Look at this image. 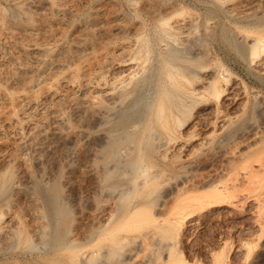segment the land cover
Segmentation results:
<instances>
[{"label": "rangeland", "instance_id": "rangeland-1", "mask_svg": "<svg viewBox=\"0 0 264 264\" xmlns=\"http://www.w3.org/2000/svg\"><path fill=\"white\" fill-rule=\"evenodd\" d=\"M180 15L190 17L188 29H160ZM257 35L264 0H0V264H264V51L257 66L235 45ZM169 63L186 76L187 66L206 67L190 86L208 100L179 127V140L194 134L185 146L192 153L159 156L165 146L153 138L151 168L163 171L151 210L129 215L117 198L132 172L121 154L130 153L128 134L146 120ZM96 72L124 84L86 107L79 79ZM211 76L218 101L199 86ZM99 85L86 93L98 96ZM204 174L225 193L200 186ZM181 180L194 181L196 189L185 182L194 200L169 193ZM162 203L197 207L152 209Z\"/></svg>", "mask_w": 264, "mask_h": 264}, {"label": "bare ground", "instance_id": "bare-ground-1", "mask_svg": "<svg viewBox=\"0 0 264 264\" xmlns=\"http://www.w3.org/2000/svg\"><path fill=\"white\" fill-rule=\"evenodd\" d=\"M252 1V0H251ZM249 3V1H248ZM247 4V3H245ZM243 5V4H242ZM220 6V5H219ZM230 6V5H229ZM241 6V5H240ZM238 9V8H237ZM180 10V9H179ZM182 12V11H181ZM172 13V11H171ZM237 13H241V11L237 12ZM167 14V13H166ZM173 15V14H172ZM171 15V16H172ZM166 16V15H165ZM175 16V15H174ZM161 17V16H160ZM164 17V16H162ZM189 18L188 16H183V15H180L179 17L177 16V18H174L172 19L171 22L162 19L160 20L161 21V30L162 31H166L168 27H170V30L171 28L172 29H176L178 31H181L184 27H187L188 29V26L187 24L189 23ZM191 20V19H190ZM196 20V19H195ZM231 20V19H230ZM159 21V22H160ZM192 21V20H191ZM209 22V21H208ZM191 23V22H190ZM194 23V21H193ZM193 23L191 25H193ZM195 24V23H194ZM190 25V24H189ZM190 25V26H191ZM210 25V24H209ZM208 25V26H209ZM189 26V27H190ZM193 27V26H192ZM194 28V27H193ZM191 29V27H190ZM195 29V28H194ZM161 32V31H160ZM171 33V32H170ZM163 34V33H162ZM226 34V33H225ZM141 35V34H140ZM180 35V34H179ZM178 35V36H179ZM170 36V35H169ZM183 36V34L180 35V37ZM186 36H189V34H185V37ZM230 36V35H229ZM239 36V35H238ZM236 37V36H235ZM138 38V37H137ZM184 38V37H182ZM181 38V40H183ZM188 38V37H187ZM186 38V39H187ZM190 38H191V34H190ZM189 38V39H190ZM240 38V37H239ZM168 39V38H167ZM170 39V38H169ZM185 39V38H184ZM235 39V38H234ZM246 39V38H245ZM248 39V38H247ZM137 40V39H136ZM249 41H247V44L246 45H243V44H240L237 42V48L238 50L246 53L248 56V58H251V61L255 62V64L257 63H260L261 65V62H263L261 60V58H256V56L258 54H260V52H262L263 54V51H264V35H257L255 37H252L250 39H248ZM142 41V40H141ZM186 41V40H184ZM183 41V42H184ZM188 41V39H187ZM186 41V42H187ZM182 42V41H181ZM232 42V41H231ZM174 43V41H173ZM165 44V43H164ZM32 45V44H31ZM166 45V44H165ZM184 47H186L185 45L186 44H183ZM133 46V45H132ZM179 46V45H178ZM31 47V46H30ZM171 47V46H170ZM165 48V47H164ZM168 48V47H166ZM132 49V48H131ZM171 49V48H168V50ZM172 50V49H171ZM35 51V50H34ZM129 51V50H128ZM25 52V51H24ZM175 52V51H174ZM178 52V51H176ZM175 52V53H176ZM30 52H28L29 54ZM139 54V52H138ZM262 54H260L262 56ZM38 55V54H37ZM146 56V55H145ZM264 56V55H263ZM197 57V56H196ZM133 58V56H132ZM169 58H171V55L169 56ZM168 58V59H169ZM264 58V57H263ZM262 58V59H263ZM131 59V58H130ZM179 59V58H178ZM182 60V57L180 58ZM186 59V58H185ZM194 59V57H193ZM134 60L136 61L137 59H133L132 61L134 62ZM184 60V59H183ZM188 60V59H187ZM198 60V59H197ZM145 61V60H144ZM170 61V59L168 60ZM189 62H192L190 60H188ZM138 62V60H137ZM136 62V63H137ZM194 62V61H193ZM196 62V61H195ZM132 63V62H131ZM121 64V63H120ZM129 64V63H128ZM263 65V64H262ZM130 66V65H128ZM187 66V65H186ZM185 66V67H186ZM193 67L190 66H187V72L189 73L188 76H186L184 73H183V69L184 68H180L178 67L177 65L173 64V63H169L167 64V66L164 68L163 70V73H162V79L160 80V83L159 85H157V91L155 93V96H154V99L151 103V105H149V110H148V115H146V120L144 118V123L140 125V128L136 131L134 130L132 133L128 134V138L130 140V144H131V150L127 149V147L125 148V152H127L128 150L130 151L127 152V154H121V156L125 155H129L127 157V159H125L124 163L130 165L132 167V172H130L128 174V168H127V174L124 173L125 175V178L122 180V182H125L127 184L126 188L122 189L119 193H118V197L117 198H121L120 200V204H119V209L122 210L124 213H132V214H129V215H134L133 213L134 212H144V211H147L148 210L150 211L151 210V205H149V198L150 197V193L154 192L153 190H155V186L158 185L156 182V177L158 176L159 178V174L163 171V167L162 169H158L157 170L154 168L153 171L151 167H153V163H152V160H151V152L153 151L154 147V144L152 145L153 146V149H152V146L150 147V145L152 144V142L160 137V140L162 139L163 143L161 141H158V142H161L160 145L162 147L165 146V149L162 150L163 152L159 153L158 155L159 156H166L168 153L167 150H172V155L174 156L173 154V149L174 148L175 150H177L178 152H180L181 150V153H185L184 154V157H186L190 152H186V150L188 149L186 146V143H189L190 141V138L194 136V134H188V137L186 139H181L179 140V135L180 136H183L181 135V131L179 130L180 128L179 127H182L183 123L186 122V119H187V115H190L189 114V109L191 107H193L194 105H197V104H204L206 103V101L208 100L204 94H202L201 92L197 91L196 88L193 86H190L193 82L198 84V81L196 82V80L193 81V78H196L195 74H197L196 72H201L204 71V70H207L205 69L206 67H202V65H193ZM258 66V64H257ZM127 67V66H126ZM263 68V67H262ZM209 70V69H208ZM72 72V71H71ZM70 72V73H71ZM213 72V71H212ZM205 73L207 74V72L205 71ZM204 73V74H205ZM214 73V72H213ZM211 73V74H213ZM91 74V73H90ZM159 74V72H158ZM215 74V73H214ZM57 75V74H56ZM84 75V74H83ZM93 76L96 78L95 80H91L90 79V76H86L84 75L83 77H80L81 79H79V84L81 85V90H82V93L83 95L81 96L80 100L81 102H84V105L86 107L90 106L91 104L94 105V103L96 104V102L98 100H100L99 98H107V97H112V93L114 92L115 88L118 87L119 83H122V80L117 82V83H112V84H109V81L107 80H103V78L101 77V74L100 73H94ZM92 76V77H93ZM195 76V77H194ZM198 76V74H197ZM209 76V75H208ZM159 77V75H158ZM201 77V76H200ZM199 77V78H200ZM75 78V77H74ZM59 79V78H58ZM63 79H66V80H71V75H66L65 74V77H63ZM198 79V78H196ZM216 78H214V76L212 77H206L204 80H202V83L199 84L200 87L204 88L202 89L205 93L207 92L208 94L210 93L211 95H214L211 96L213 98H217L219 95H220V91L218 90V88L216 87L215 85V80ZM56 79L54 78V82H52L53 84L56 82L55 81ZM75 80V79H74ZM103 81V82H99V81ZM111 80V79H110ZM59 81V80H58ZM76 81V80H75ZM127 81V80H125ZM61 82V81H60ZM94 82V83H92ZM201 82V81H200ZM50 83V84H52ZM49 84V85H50ZM100 84L98 88L99 89V94L98 96L96 95H92V94H87L86 92H89V89H92V86L94 85H98ZM108 84V85H106ZM127 84V83H126ZM70 85V84H69ZM68 85V86H69ZM56 86V85H55ZM198 86V85H197ZM196 86V87H197ZM73 88V87H72ZM97 88V89H98ZM94 89H95V86H94ZM118 90H120V88H118ZM46 91V90H45ZM44 91V92H45ZM93 91V90H92ZM117 91V90H116ZM121 92V91H120ZM49 93V92H48ZM47 93V94H48ZM115 93V92H114ZM113 93V94H114ZM50 95V94H49ZM119 95V94H118ZM221 96V95H220ZM219 96V97H220ZM228 96V95H227ZM57 97V96H56ZM218 97V98H219ZM41 98V97H40ZM224 98V97H223ZM60 99V98H59ZM207 99V100H206ZM32 100V99H31ZM79 100V99H78ZM220 100V99H219ZM107 101V99H106ZM110 101V100H108ZM107 101V102H108ZM209 101L211 102V99H209ZM216 101H218L216 99ZM75 102V101H74ZM27 103V102H26ZM32 103V102H31ZM78 103H80L78 101ZM78 103H75V104H78ZM33 104H36L35 102ZM74 104V103H73ZM87 104V105H86ZM31 107V105H30ZM85 107V108H86ZM28 109V108H27ZM95 109V108H94ZM25 110V109H24ZM23 110V111H24ZM93 110V109H92ZM43 112V111H42ZM188 112V114H187ZM22 113V112H21ZM24 113V112H23ZM34 113V112H33ZM41 113V112H40ZM89 113V112H88ZM36 114V113H34ZM211 115V113H210ZM219 115V114H218ZM41 116V115H40ZM196 116V115H195ZM207 116V115H206ZM15 117V116H14ZM25 117V116H24ZM39 117V116H38ZM56 117V116H55ZM200 117V116H199ZM203 117V115H202ZM211 118V117H210ZM227 119L226 115L225 116H222V118H220V120H224V119ZM32 119V118H31ZM36 119V118H35ZM42 119V118H41ZM40 119V121H41ZM189 119V118H188ZM202 119V118H201ZM201 119L195 117V119L193 120V124H196L198 122H201ZM204 119V118H203ZM219 119V118H218ZM217 119V120H218ZM15 120V119H14ZM14 120L12 121V123L14 122ZM192 120V119H191ZM199 120V121H198ZM206 120V119H205ZM209 120V119H208ZM216 120V121H217ZM36 121V120H35ZM198 121V122H197ZM207 121V120H206ZM212 121V120H211ZM225 121V120H224ZM203 122V121H202ZM210 120L208 122H205L207 124H209ZM220 122V121H219ZM15 123L17 124V122L15 121ZM30 123V122H29ZM34 123V122H33ZM204 123V122H203ZM199 124V123H198ZM38 125V124H37ZM181 125V126H180ZM203 125V124H202ZM212 125V124H211ZM16 126V125H15ZM44 126V125H43ZM197 126V125H196ZM139 127V126H138ZM137 127V128H138ZM200 127V126H199ZM17 128V126H16ZM14 127V129H16ZM38 128H42V127H38ZM192 128V127H191ZM37 129V126L36 128ZM40 129H38L37 131H39ZM43 129V128H42ZM132 129V128H131ZM202 129V128H201ZM179 130V131H178ZM14 131V130H13ZM35 131V130H34ZM130 131V130H129ZM132 131V130H131ZM193 131V130H192ZM203 131V130H202ZM18 132V131H17ZM197 132V131H196ZM195 130L194 132H191V133H196ZM15 133V131H14ZM19 133V132H18ZM34 133V132H33ZM180 133V134H179ZM200 133V132H198ZM179 134V135H178ZM187 134V133H186ZM185 134V136H186ZM35 135V134H34ZM190 135V136H189ZM198 135V134H197ZM127 136V135H126ZM196 136V134H195ZM206 136L207 134L205 135L204 134H200V137L198 138L196 136L197 139V145H202V144H205L207 139H206ZM155 137V139L153 140V138ZM159 139V138H158ZM157 139V140H158ZM192 139V138H191ZM152 141V142H151ZM26 143V142H25ZM193 143V142H192ZM191 143V144H192ZM24 144V143H23ZM112 144V143H111ZM196 144V143H195ZM159 145V146H160ZM168 147H170L169 149H167ZM151 148V149H150ZM190 148V147H189ZM108 149V148H107ZM127 149V150H126ZM159 149V148H158ZM163 149V148H162ZM193 149V148H192ZM199 149V148H198ZM175 150H174V153H175ZM187 150V151H189ZM106 151V150H105ZM115 151V149L113 150ZM160 151V150H159ZM176 151V152H177ZM204 151V150H203ZM171 152V151H170ZM193 152V151H192ZM191 152V153H192ZM104 153V152H103ZM113 152H111L112 154ZM118 153V151H117ZM122 153V151L119 152V154ZM129 153V154H128ZM201 153V152H200ZM116 154V153H114ZM119 154H117L118 156H120ZM116 155V156H117ZM169 155V154H168ZM170 157L169 155V158H167V163H170L172 161V156ZM191 155V154H190ZM117 156V157H118ZM124 156V157H125ZM178 156V155H177ZM109 157H112V155H110ZM168 157V156H167ZM166 159V158H165ZM112 160V159H110ZM110 160L108 161V163L110 162ZM106 161V160H105ZM117 161V163L119 162V160H115ZM121 161V159H120ZM104 163V162H103ZM114 163V162H113ZM112 163V164H113ZM117 163H115L117 165ZM166 163V162H165ZM102 164V163H101ZM119 164V163H118ZM105 165V164H103ZM107 167H108V164L106 163ZM106 165H105V168H106ZM208 165V164H207ZM114 166V165H113ZM112 166V167H113ZM129 166V168H130ZM209 166V165H208ZM103 167V166H102ZM111 167V166H110ZM108 167V168H110ZM117 167H119L117 165ZM106 168V169H108ZM121 168V164H120V167ZM118 168V169H119ZM126 168V167H125ZM151 168V169H150ZM101 169H104V168H101ZM105 169V172H104V175H108L110 174L107 170ZM111 169V168H110ZM116 170V167L114 168ZM112 170V169H111ZM114 170V171H115ZM131 170V168H130ZM226 170V169H225ZM113 171V172H114ZM124 171V170H123ZM126 171V170H125ZM221 171V170H220ZM111 172V171H110ZM223 172V171H221ZM220 172V173H221ZM192 174V173H191ZM190 174V175H191ZM203 174V173H202ZM208 175L210 173H207ZM247 174V172L245 173ZM243 175V178L246 177V175ZM123 175V176H124ZM127 175V176H126ZM193 175V174H192ZM200 175V174H199ZM163 176V175H162ZM210 176V175H209ZM245 176V177H244ZM102 177V175L100 176ZM106 177V176H105ZM191 177V176H189ZM200 177V176H199ZM211 177V176H210ZM104 177H102L103 179ZM107 178H111L109 177V175L107 176ZM157 178V180H158ZM194 178V177H193ZM196 178V177H195ZM214 178V176H213ZM241 178V177H240ZM190 179V178H189ZM188 179V180H189ZM197 179V178H196ZM209 177L206 176V174H204L203 176L200 177V182L197 181L199 184H201L200 186H204V187H211L213 190H214V194H223L225 193V188L221 187V186H218V183L217 184H212L211 181L209 180H212V179H209ZM247 180V178H245ZM107 180V179H106ZM185 180V179H184ZM191 180V179H190ZM195 180V179H194ZM183 180H181L180 182H182ZM196 181V180H195ZM212 184H210L209 182ZM185 182L178 186L177 187H174L173 190H171L169 193L172 194L173 198H179L180 196L182 197H186L187 200L191 201V200H194V196H188L187 193L192 190V189H196L198 185V183L195 185L196 187L194 188L193 183L194 181H192L191 183L188 181L186 182V184H191V186L193 187L192 189H190L188 187V185L185 186ZM214 182V181H213ZM116 185V183H114ZM113 184V185H114ZM179 184V183H178ZM112 185V184H111ZM112 185V187H113ZM114 185V186H115ZM183 185L185 187H183ZM110 186V185H109ZM199 186V185H198ZM188 187V188H186ZM104 189H106V187H103ZM102 188V190H103ZM157 188V187H156ZM199 188V187H198ZM110 189V187H109ZM107 189V190H109ZM101 190V191H102ZM111 190V189H110ZM104 191V190H103ZM112 191V190H111ZM108 192V191H107ZM104 193V192H103ZM116 193V194H117ZM166 194V193H164ZM217 195V196H218ZM219 195V196H220ZM216 196V197H217ZM171 197V195H170ZM172 198V199H173ZM165 199H169V198H165ZM171 199V198H170ZM171 199V200H172ZM199 198L195 199V200H198ZM208 199V197H207ZM153 200V199H152ZM233 200V199H232ZM235 200V199H234ZM238 200V199H237ZM236 200V201H237ZM119 201V200H117ZM151 201V200H150ZM164 201V199H163ZM210 201L212 200H205V203H209ZM257 201V199H256ZM229 202V201H228ZM234 201L231 202V204H233ZM204 203V204H205ZM215 203V202H214ZM151 204H155V203H151ZM187 204V203H186ZM181 204L180 206H174V205H169L167 204L168 206L164 205L162 203V205H158L155 207L152 206V209L154 208L155 211H160V212H176L180 214L185 210H193L194 207H197L195 203H190V204ZM198 205L200 204H203V198L202 200H198ZM210 204V203H209ZM230 204V203H229ZM188 205H190L191 207H189ZM206 205V204H205ZM203 205V206H205ZM207 206V205H206ZM233 206V205H232ZM258 206V205H257ZM231 207V206H230ZM193 213V211H190ZM208 212V211H206ZM257 214V213H256ZM136 215V214H135ZM190 215V214H189ZM126 216V215H124ZM181 216V215H180ZM188 218V217H186ZM190 218V216H189ZM178 219V218H177ZM184 220V219H183ZM186 221V220H185ZM173 223L175 224H178L180 225L179 223H177L176 220H173L172 221ZM105 223V221H104ZM172 223V224H173ZM35 226V225H34ZM33 226V227H34ZM174 227V226H172ZM176 228V227H175ZM185 228V227H184ZM174 229V228H173ZM36 230V229H35ZM178 229H174V231L176 232ZM39 231V230H38ZM179 232V231H178ZM183 232V231H182ZM177 233V232H176ZM36 235V234H35ZM246 244V243H245ZM239 245V244H238ZM241 245H244V244H241ZM248 246V245H247ZM241 247V246H240ZM7 257V256H6ZM4 258V257H3ZM9 261V260H8Z\"/></svg>", "mask_w": 264, "mask_h": 264}]
</instances>
